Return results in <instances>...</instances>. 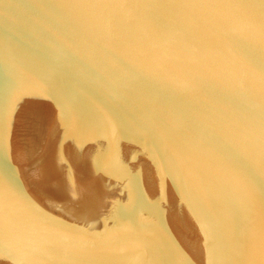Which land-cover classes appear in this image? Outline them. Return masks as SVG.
Returning <instances> with one entry per match:
<instances>
[{"label": "water", "instance_id": "water-1", "mask_svg": "<svg viewBox=\"0 0 264 264\" xmlns=\"http://www.w3.org/2000/svg\"><path fill=\"white\" fill-rule=\"evenodd\" d=\"M0 264H264V0H0Z\"/></svg>", "mask_w": 264, "mask_h": 264}]
</instances>
